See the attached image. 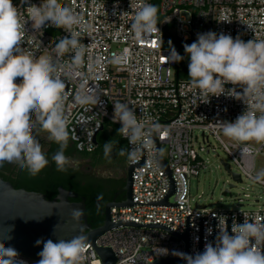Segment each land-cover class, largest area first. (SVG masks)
Masks as SVG:
<instances>
[{"label":"built area","instance_id":"2783aa9c","mask_svg":"<svg viewBox=\"0 0 264 264\" xmlns=\"http://www.w3.org/2000/svg\"><path fill=\"white\" fill-rule=\"evenodd\" d=\"M30 2L39 5L41 0ZM59 3L81 17L87 26L81 33V43L87 48L82 67L72 66L74 53L60 58L52 51L56 43L69 35L63 28L48 26L35 31L28 21L27 5L13 0L21 13V22L25 23L22 47L37 57L52 54L57 67L54 78L65 82L68 128L77 150L92 153L96 149V137L106 122L121 127L112 120L116 101L127 103L137 118H142L146 129L152 130V143L139 149L133 160L128 158V168L134 167L133 204L111 208V222L118 227L98 238L96 247L111 248L117 259L115 264L182 259L174 253L194 255L203 252L208 242L215 246L219 219L226 218L231 235L233 221L242 224L245 217L264 218V201L260 199L254 202L260 206L257 210H211L193 204L191 181L208 168L202 154L215 152L211 138L217 140L228 156V173L239 174L242 182L252 181L262 189L264 144L249 142L252 151L242 156L244 145L225 141L219 122H234L246 110V105L225 95L213 96L209 103L199 102V90L191 86L190 79L178 78L179 62L165 61L171 47L180 54L184 44L197 40L198 33L230 34L245 42L264 39V0H59ZM143 3L158 7L159 32L137 41L130 25ZM20 81L17 78L15 82ZM82 87L93 88L102 103L87 107L75 104L73 97ZM238 87L236 90L242 91ZM262 103L255 98L247 101L257 115L261 114L257 105ZM195 130L202 131L203 144L199 150L194 146ZM124 140L130 149L132 145ZM158 146L160 155L168 162L171 178L158 162ZM163 149L166 156L162 154ZM173 184L175 191L169 196ZM167 198L168 205H163ZM122 223L131 225L122 226ZM185 234L188 242L183 238ZM163 249L167 250L166 254ZM14 260L37 264L36 260L21 254ZM80 264H102L90 243Z\"/></svg>","mask_w":264,"mask_h":264},{"label":"clouds","instance_id":"9594fccd","mask_svg":"<svg viewBox=\"0 0 264 264\" xmlns=\"http://www.w3.org/2000/svg\"><path fill=\"white\" fill-rule=\"evenodd\" d=\"M21 4L27 5L28 21L35 31L52 26L63 28L69 34L56 43L52 51L60 58L74 53L72 66L82 67L87 51L81 43V33L87 27L82 18L62 6L59 0H41L39 5L21 0ZM157 14L158 7L154 4L139 6L130 25L135 40L159 32ZM20 16L13 0H0V167L7 162L32 176L38 175L50 163L37 138L46 133L47 140L59 146L51 157L56 170L66 172L70 163L65 155L70 139L65 109L68 100L66 85L63 80L54 78L57 67L52 54L37 57L22 47L25 23L21 22ZM184 50L190 58L188 77L191 86L199 90V102L209 103L211 97L225 95L246 105V110L234 122H219L223 135L244 145L242 156L252 151L248 142L264 144V103L257 105L259 115L247 104L251 98L264 101V39L245 42L239 36L233 38L230 34L209 31L198 33L195 42L184 44ZM183 59L174 47L165 57L170 63ZM17 78H21L20 83L15 82ZM228 84L234 87L226 89ZM237 87L242 91H237ZM73 102L81 107L102 103L91 87L77 91ZM113 108V123L121 124L118 134L132 145L130 149H118L116 154L127 155L133 160L139 149L152 143V130L146 129L142 118L138 119L127 103L116 101ZM113 149L112 141L104 143L106 159H111ZM81 216L82 210H73V220ZM218 228L215 246L208 242L203 252L174 254L187 264H264V218L245 217L242 224L233 221L231 235L225 217L219 219ZM36 243L43 244L37 264H80L88 250V237L83 234L71 240L53 242L48 239ZM163 253L166 254L167 250L163 249ZM0 256L6 257L0 264H14L18 253L13 247H4L0 243Z\"/></svg>","mask_w":264,"mask_h":264},{"label":"water","instance_id":"95a60500","mask_svg":"<svg viewBox=\"0 0 264 264\" xmlns=\"http://www.w3.org/2000/svg\"><path fill=\"white\" fill-rule=\"evenodd\" d=\"M95 142L97 143V137ZM158 162L171 178L168 162L160 155V146H158ZM224 167L227 172L230 171L228 164H224ZM133 170V166L127 169L125 187L106 204L104 222L98 228H93L88 221L86 199L82 198L80 202L71 201L78 198L74 192L60 187L57 197L48 200L47 196L42 193L16 189L9 181L0 177V243H3L4 247H13L18 254L38 261L40 259L38 253L43 248L42 243L37 245L38 240L52 239L56 242L60 239L71 240L74 236L83 234L88 237V244L93 246L102 259V264H115L117 259L111 248L96 247L95 242L104 233L118 227L111 222V208L132 206ZM230 175L233 183L224 191V196H231V190L236 187L235 184L242 182L239 174ZM174 191L173 184L169 196ZM122 194H125L124 199L118 201V197ZM162 204L168 205V198ZM74 209L82 210V216L77 220L72 218ZM121 225L131 224L122 223ZM183 238L188 242V234H185ZM4 259L6 257L0 256V261ZM14 264L23 263L14 260ZM151 264H187V262L184 259L162 258Z\"/></svg>","mask_w":264,"mask_h":264},{"label":"trees","instance_id":"16d2710c","mask_svg":"<svg viewBox=\"0 0 264 264\" xmlns=\"http://www.w3.org/2000/svg\"><path fill=\"white\" fill-rule=\"evenodd\" d=\"M180 55L184 57L179 62L178 78L190 79L188 77V69H184L185 60L188 55L181 48ZM118 125L106 122L103 129L97 135L96 149L92 153L79 152L76 145L72 142L71 136L65 155L70 161L79 159L86 163L67 165L66 172H58L55 163L51 157L58 150V145L48 141L45 143V154L49 159V165L44 168L38 175L32 176L26 170H21L15 164L5 162L0 167V177L9 181L16 189H25L30 192H38L47 196L48 200H53L58 195L60 187L74 192L78 195L77 199L72 202H80L82 198L86 199V208L88 221L93 228L103 225L104 211L106 204L114 199L116 194L125 187L127 178L128 156L117 155L120 148L127 149V143L118 134ZM47 135L42 133L38 135ZM112 141L114 145L111 159L104 156V143ZM111 170L113 172L106 176L100 174L102 169ZM122 173V174H121ZM121 175V176H120ZM124 197H119L118 201H122Z\"/></svg>","mask_w":264,"mask_h":264},{"label":"rangeland","instance_id":"374dc122","mask_svg":"<svg viewBox=\"0 0 264 264\" xmlns=\"http://www.w3.org/2000/svg\"><path fill=\"white\" fill-rule=\"evenodd\" d=\"M189 62L190 58L188 56L187 60H185L184 69H188ZM46 136L47 135H41L38 138L44 152L46 149L45 143L48 142ZM193 136L195 138L194 146L199 150L200 146L203 144L202 131L195 130ZM221 136L225 141H230V139L225 137L223 133ZM210 142L215 152H212L211 155L202 154L203 160L207 163L208 168L202 172L198 178H194L191 181L190 191L192 199L194 200L193 204L197 206H206L211 210H257L260 206L254 204V202L257 199H260L261 202L264 201V189L252 181L243 180L242 183L235 184L236 187L231 190V196L223 195L224 191L233 183V180L232 176L225 170L222 162L230 164V161L216 139L211 138ZM162 154L166 156L165 149H163ZM82 163L85 164L86 162L79 159H73L70 161L71 165H79ZM261 164L262 162L259 166L260 169H262ZM126 168L128 167L126 166ZM109 172L113 174L111 170L103 168L99 173L106 176Z\"/></svg>","mask_w":264,"mask_h":264},{"label":"flooded vegetation","instance_id":"af4514ba","mask_svg":"<svg viewBox=\"0 0 264 264\" xmlns=\"http://www.w3.org/2000/svg\"><path fill=\"white\" fill-rule=\"evenodd\" d=\"M124 195H125V194H122V195H121V196H119V197H124ZM119 197H118V198H119Z\"/></svg>","mask_w":264,"mask_h":264}]
</instances>
